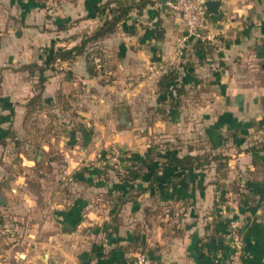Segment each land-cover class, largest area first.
I'll list each match as a JSON object with an SVG mask.
<instances>
[{"label": "crops", "instance_id": "0c3cea01", "mask_svg": "<svg viewBox=\"0 0 264 264\" xmlns=\"http://www.w3.org/2000/svg\"><path fill=\"white\" fill-rule=\"evenodd\" d=\"M109 1L0 0V216L24 234L0 264H44L46 254V264H134L141 254L229 264L233 222L243 264H264V0H214L205 41L187 40L181 17L152 0L74 61L51 66L40 92L38 72L22 66L80 46ZM94 55L103 60L95 75ZM174 70L165 94L158 84ZM114 149L123 164L105 175ZM172 152L228 160L221 170L180 169L167 164ZM139 165L140 179L122 180ZM34 178L40 194L24 182ZM18 202L24 211L13 210Z\"/></svg>", "mask_w": 264, "mask_h": 264}, {"label": "trees", "instance_id": "16d2710c", "mask_svg": "<svg viewBox=\"0 0 264 264\" xmlns=\"http://www.w3.org/2000/svg\"><path fill=\"white\" fill-rule=\"evenodd\" d=\"M152 3V0H141L139 4H132L128 3L124 0H110L106 6L103 8L101 12L104 14L107 12V19L104 21L103 25L88 39L84 40L82 44L78 47L71 48V49H64V48H57V49H49L48 52L50 54L53 53L52 58L45 66H40L37 63H32L29 65L22 66V69L25 71H28L30 76L34 75L35 72H38L39 74V82H38V89L40 92H42L45 88V83L47 82V78L45 77V72L50 69L51 66L55 65L57 62H72L75 59H77L82 53H84L87 45L92 42H97L100 39L113 34L119 24L129 16L130 12L133 9H138L141 11L146 5ZM99 56V55H98ZM101 57V56H100ZM93 66V62H89ZM96 67V66H95ZM95 67H91L90 73L95 75L97 74ZM97 68V67H96ZM179 75L176 73V71L169 72L166 76H164L158 86L161 90V92L167 94L169 92L170 86L176 81H178ZM181 91L179 90L177 94H180ZM40 99V94L36 95L31 100V105L38 103ZM262 150H264V145L262 147ZM123 152V151H122ZM123 158H125V152H123ZM228 158L222 155H216L213 157L210 156H183L179 157L178 155H175L173 152L169 153L167 164L170 166H174L180 169H201L205 166L210 165L212 162L218 163V170L224 169L227 165ZM109 162V160H108ZM107 162V163H108ZM143 165H139L137 168L133 166L126 167V174L122 178L123 181L128 182H134L142 177V173L144 170ZM115 166L109 164L104 169V174L107 175L109 171H114ZM118 175V174H117Z\"/></svg>", "mask_w": 264, "mask_h": 264}, {"label": "built area", "instance_id": "2783aa9c", "mask_svg": "<svg viewBox=\"0 0 264 264\" xmlns=\"http://www.w3.org/2000/svg\"><path fill=\"white\" fill-rule=\"evenodd\" d=\"M208 0H165L163 2L154 1L153 6L160 9L164 8L170 12L178 14L184 22L186 39L205 41V32L208 27L209 11L207 9ZM93 63L98 69L103 67V60L100 56L93 58ZM160 67V69H162ZM111 159L116 168L123 164V152L120 149L112 151ZM228 238L231 242L233 252L231 254L229 264H243L244 237L240 225L233 222L230 226ZM134 264H157L147 255H139Z\"/></svg>", "mask_w": 264, "mask_h": 264}, {"label": "rangeland", "instance_id": "374dc122", "mask_svg": "<svg viewBox=\"0 0 264 264\" xmlns=\"http://www.w3.org/2000/svg\"><path fill=\"white\" fill-rule=\"evenodd\" d=\"M94 57H95V55L93 57H91V59H90L91 62H93ZM92 64L95 67V64L94 63H92ZM98 70H100V69H98ZM162 140H164V139H156V142H157V144L162 145L160 148L162 151H164V150L167 151L170 146L167 145L168 144L167 142H163ZM13 143H14L15 148L20 149V148L24 147L23 145L20 144L21 143L20 141L18 143L17 141L13 140ZM169 151L170 150H168V152ZM111 155L112 154H108V156L106 157V161L108 162V160H109V162L108 163L106 162L105 166H107L109 164L115 166V164L113 163V161L111 159ZM45 171H47V170L41 171L40 174L45 175ZM15 172L16 173H18V172L22 173V176L25 178L28 177V174H24L19 167H17ZM64 177H66V176H64ZM62 180H63V178H62ZM24 182L28 183V187H27L28 189H30L32 192H34L36 194H40L42 187L38 183L39 179H37V178L30 179V180L26 179V180H24ZM64 182H65L64 187H66L67 186L66 185L67 180L64 179ZM66 188H68V187H66ZM22 190H24V188H22ZM53 190L55 192V187ZM66 197H69V199H70L69 195H67ZM66 204H69V201ZM40 205L41 204L39 203V206ZM45 207H48L49 209L51 208V206L48 203L45 205ZM13 210L17 211V212L24 211L25 205H22L21 202H18V204L16 205V207ZM19 222H20L19 228H23L22 221H19ZM17 225H18V222L14 221V219H11L9 217L0 216V256H1V258H5L7 255H9L8 249L10 246H12L13 244H18L24 240V234L20 231V229L18 230Z\"/></svg>", "mask_w": 264, "mask_h": 264}, {"label": "water", "instance_id": "95a60500", "mask_svg": "<svg viewBox=\"0 0 264 264\" xmlns=\"http://www.w3.org/2000/svg\"><path fill=\"white\" fill-rule=\"evenodd\" d=\"M220 2L219 1H214V0H211V1H208L207 2V9L209 11V13H212V14H217L218 11H219V8H220ZM124 120H126V118H123ZM126 122V121H125ZM66 229H68V226H66ZM47 260H48V255L46 254L44 256V264L47 263Z\"/></svg>", "mask_w": 264, "mask_h": 264}]
</instances>
